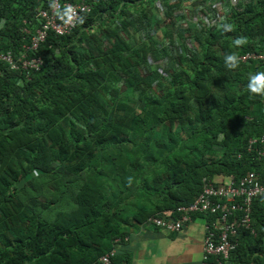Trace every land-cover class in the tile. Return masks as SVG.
Returning a JSON list of instances; mask_svg holds the SVG:
<instances>
[{
  "label": "trees",
  "instance_id": "16d2710c",
  "mask_svg": "<svg viewBox=\"0 0 264 264\" xmlns=\"http://www.w3.org/2000/svg\"><path fill=\"white\" fill-rule=\"evenodd\" d=\"M41 3L0 0V51L21 49ZM172 7L99 1L70 34L49 32L38 70L2 67L0 264H101L132 227L192 203L205 177L264 168L247 146L264 133V94L247 88L264 58L224 63L264 54V0L233 7L231 31L185 30ZM234 240L226 264H264V195Z\"/></svg>",
  "mask_w": 264,
  "mask_h": 264
},
{
  "label": "built area",
  "instance_id": "2783aa9c",
  "mask_svg": "<svg viewBox=\"0 0 264 264\" xmlns=\"http://www.w3.org/2000/svg\"><path fill=\"white\" fill-rule=\"evenodd\" d=\"M99 1L106 0H42L41 5L33 10L35 28L28 26L32 23L28 18L23 21L25 41L21 49L0 51V73L4 66L11 70H22L27 75L38 70L43 63L38 51L49 32L59 36L70 34L76 28L80 17L91 12ZM242 1L251 0H169V3L173 5L171 10L179 18L177 25L187 30L189 27L219 28L228 18L231 9ZM157 6L164 15L166 8L161 3ZM67 8L72 9L71 21H67V17L62 18ZM262 58L264 54L251 51L241 55L239 59L246 62ZM162 61L165 62L166 58ZM247 146L249 152L254 153L259 160H264V133L250 137ZM203 182L202 191L192 203L180 205L174 216H151L148 223L161 229L179 232L197 214L210 217L206 223L201 264H226L237 246L234 237L238 230L252 227L253 201L264 195V168L260 171L249 170L238 180L230 175L226 182H218L208 177ZM120 242L121 239H115V244ZM116 257L117 245L102 254L99 261L101 264H118L114 261Z\"/></svg>",
  "mask_w": 264,
  "mask_h": 264
},
{
  "label": "crops",
  "instance_id": "0c3cea01",
  "mask_svg": "<svg viewBox=\"0 0 264 264\" xmlns=\"http://www.w3.org/2000/svg\"><path fill=\"white\" fill-rule=\"evenodd\" d=\"M214 179L226 182L227 176L218 175ZM208 219L197 214L179 232L151 224L132 227L127 239L117 244L120 264H201Z\"/></svg>",
  "mask_w": 264,
  "mask_h": 264
},
{
  "label": "clouds",
  "instance_id": "9594fccd",
  "mask_svg": "<svg viewBox=\"0 0 264 264\" xmlns=\"http://www.w3.org/2000/svg\"><path fill=\"white\" fill-rule=\"evenodd\" d=\"M71 13L72 9L67 8L62 14V18L67 17V21H71ZM81 22L83 21L81 20ZM221 27L224 29V31L232 30V26L230 24H223L221 25ZM232 43L235 48H240L241 46L245 45L247 41L243 37H238ZM224 63L227 69L232 70L236 69L239 66L240 60L238 55L233 52L224 57ZM248 81L249 82L247 88L250 94H264V72H256L255 74H249Z\"/></svg>",
  "mask_w": 264,
  "mask_h": 264
},
{
  "label": "rangeland",
  "instance_id": "374dc122",
  "mask_svg": "<svg viewBox=\"0 0 264 264\" xmlns=\"http://www.w3.org/2000/svg\"><path fill=\"white\" fill-rule=\"evenodd\" d=\"M141 6L143 5V3L140 4Z\"/></svg>",
  "mask_w": 264,
  "mask_h": 264
}]
</instances>
